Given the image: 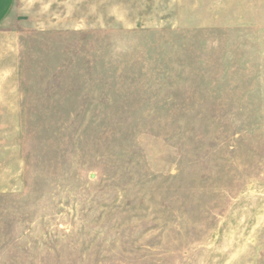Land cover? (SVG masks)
<instances>
[{
	"label": "rangeland",
	"instance_id": "rangeland-1",
	"mask_svg": "<svg viewBox=\"0 0 264 264\" xmlns=\"http://www.w3.org/2000/svg\"><path fill=\"white\" fill-rule=\"evenodd\" d=\"M0 264H264V0H13Z\"/></svg>",
	"mask_w": 264,
	"mask_h": 264
},
{
	"label": "crops",
	"instance_id": "crops-1",
	"mask_svg": "<svg viewBox=\"0 0 264 264\" xmlns=\"http://www.w3.org/2000/svg\"><path fill=\"white\" fill-rule=\"evenodd\" d=\"M12 4H13V0H0V23L8 14Z\"/></svg>",
	"mask_w": 264,
	"mask_h": 264
}]
</instances>
